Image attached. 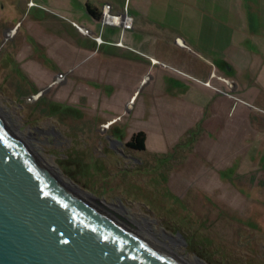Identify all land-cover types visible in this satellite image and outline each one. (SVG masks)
<instances>
[{"label": "crops", "instance_id": "obj_1", "mask_svg": "<svg viewBox=\"0 0 264 264\" xmlns=\"http://www.w3.org/2000/svg\"><path fill=\"white\" fill-rule=\"evenodd\" d=\"M57 3L58 12L36 13L28 35L42 34L36 42L46 62L62 71L75 67L69 86L88 80L79 88L88 98L99 97L101 118L107 120L103 112L109 111L118 113L112 122L125 116L121 122L128 127L121 131L143 132L145 149L190 141L195 155L210 159L204 162L243 157L264 173V0ZM105 4L114 14L126 10L132 29L102 27L88 8L100 16ZM116 131L111 137L120 143ZM227 168L236 177V164Z\"/></svg>", "mask_w": 264, "mask_h": 264}, {"label": "rangeland", "instance_id": "obj_2", "mask_svg": "<svg viewBox=\"0 0 264 264\" xmlns=\"http://www.w3.org/2000/svg\"><path fill=\"white\" fill-rule=\"evenodd\" d=\"M57 2L0 0V105L31 130L57 170L165 233L201 264H264V173L256 162H204L210 159L195 155L190 141L128 149L125 116L112 122L118 113L109 111L101 118L99 97L79 88L88 80L69 86L75 67L46 62L36 42L42 34L28 35L36 13L60 11Z\"/></svg>", "mask_w": 264, "mask_h": 264}, {"label": "water", "instance_id": "obj_3", "mask_svg": "<svg viewBox=\"0 0 264 264\" xmlns=\"http://www.w3.org/2000/svg\"><path fill=\"white\" fill-rule=\"evenodd\" d=\"M0 264H201L168 235L57 170L0 105Z\"/></svg>", "mask_w": 264, "mask_h": 264}, {"label": "built area", "instance_id": "obj_4", "mask_svg": "<svg viewBox=\"0 0 264 264\" xmlns=\"http://www.w3.org/2000/svg\"><path fill=\"white\" fill-rule=\"evenodd\" d=\"M99 21L102 27L104 26L116 27L121 30V33H125L132 29V19L128 15L127 11L125 10L122 14H114L111 12V6L108 4H105L102 7ZM77 28L79 29V31H81L82 34L84 35L89 34V32L86 29L81 27H77ZM95 41L97 42V44H100L102 42L100 36H96ZM117 45L121 47L123 46L121 41H119Z\"/></svg>", "mask_w": 264, "mask_h": 264}, {"label": "trees", "instance_id": "obj_5", "mask_svg": "<svg viewBox=\"0 0 264 264\" xmlns=\"http://www.w3.org/2000/svg\"><path fill=\"white\" fill-rule=\"evenodd\" d=\"M88 12L89 14L94 16V18L99 20L100 16H98L94 11L90 10V8H88ZM145 140V134L143 132H137L130 137L129 141L125 144V146L135 151H144Z\"/></svg>", "mask_w": 264, "mask_h": 264}, {"label": "flooded vegetation", "instance_id": "obj_6", "mask_svg": "<svg viewBox=\"0 0 264 264\" xmlns=\"http://www.w3.org/2000/svg\"><path fill=\"white\" fill-rule=\"evenodd\" d=\"M129 149V148H128ZM130 150H132V149H130Z\"/></svg>", "mask_w": 264, "mask_h": 264}]
</instances>
